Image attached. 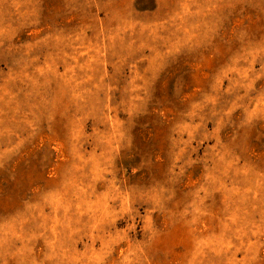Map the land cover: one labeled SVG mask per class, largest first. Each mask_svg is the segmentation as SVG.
Wrapping results in <instances>:
<instances>
[{"label":"rangeland","instance_id":"1","mask_svg":"<svg viewBox=\"0 0 264 264\" xmlns=\"http://www.w3.org/2000/svg\"><path fill=\"white\" fill-rule=\"evenodd\" d=\"M0 264H264V0H0Z\"/></svg>","mask_w":264,"mask_h":264}]
</instances>
